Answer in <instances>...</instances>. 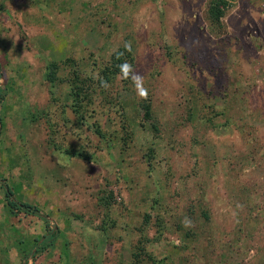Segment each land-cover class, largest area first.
Segmentation results:
<instances>
[{
  "label": "rangeland",
  "instance_id": "1",
  "mask_svg": "<svg viewBox=\"0 0 264 264\" xmlns=\"http://www.w3.org/2000/svg\"><path fill=\"white\" fill-rule=\"evenodd\" d=\"M0 264H264V0H0Z\"/></svg>",
  "mask_w": 264,
  "mask_h": 264
},
{
  "label": "trees",
  "instance_id": "2",
  "mask_svg": "<svg viewBox=\"0 0 264 264\" xmlns=\"http://www.w3.org/2000/svg\"><path fill=\"white\" fill-rule=\"evenodd\" d=\"M222 2H215L214 4L210 5V8L208 10V17L212 25L217 27L218 29L222 27L221 21L225 17V10ZM132 56L130 51H128L125 47H122L118 49L115 53L112 54L110 58V62L107 65V67L102 72V76L105 81H109L110 77H121L120 76V69L118 65L122 64L123 62L127 61L131 64ZM69 63H73L71 61H67ZM66 62V63H67ZM67 63V64H69ZM59 64L56 62H51L47 66L46 70V80L51 84L55 85L57 81H59ZM71 99L74 103V106L77 108V112H81L83 109L84 103L88 100L87 99V88L85 86V81L80 78L79 75L75 74L72 76L71 80ZM140 109L143 113L144 119L146 121H149L153 123V114L151 110L150 104L143 102L140 104ZM154 126V124H152ZM97 133L100 134L97 130ZM3 191L5 195V201L7 204V207L10 210L11 214H17L19 212H22L26 215H38V210L36 207H33L26 203H21L19 201H16L14 199V194L11 190V188L7 185H3ZM112 197H110L111 199ZM102 205L107 209L110 206L109 201H103ZM193 213V212H192Z\"/></svg>",
  "mask_w": 264,
  "mask_h": 264
},
{
  "label": "clouds",
  "instance_id": "3",
  "mask_svg": "<svg viewBox=\"0 0 264 264\" xmlns=\"http://www.w3.org/2000/svg\"><path fill=\"white\" fill-rule=\"evenodd\" d=\"M124 47L130 51L131 50V42H126ZM120 69V76L122 79H131L132 83L134 85V89L136 91V94L141 98V99H146L148 96V90L144 87V78L139 74L136 73L135 70L133 69V66L125 61L122 64L118 65ZM101 86L102 87H107V83L105 81H101Z\"/></svg>",
  "mask_w": 264,
  "mask_h": 264
}]
</instances>
